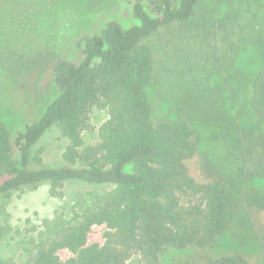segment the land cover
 Listing matches in <instances>:
<instances>
[{
	"label": "trees",
	"instance_id": "1",
	"mask_svg": "<svg viewBox=\"0 0 264 264\" xmlns=\"http://www.w3.org/2000/svg\"><path fill=\"white\" fill-rule=\"evenodd\" d=\"M20 1L0 0V19ZM124 1L134 23L109 19L98 31L78 34L77 61L52 56L49 71L58 93L39 115L15 130L0 120V264H127L133 258L135 264H162L166 249L183 252L174 264H253L240 250H207L232 224L238 199L221 175L193 170L198 143L191 120L154 121L147 93L154 43H206L211 9L220 0ZM241 1L244 10L264 17V0ZM250 42L261 46L262 63L247 73L251 115L239 131L245 173L263 182L248 186L242 202L264 218V30ZM232 45L238 48L236 39ZM204 48L215 51L210 44ZM236 53L229 54L230 72ZM91 107L107 117L97 142L88 145L81 131ZM54 140L64 145L63 162L52 165L43 152ZM41 182L58 198L65 183L89 188L38 225L12 226L5 198ZM93 226L103 227L102 241H88Z\"/></svg>",
	"mask_w": 264,
	"mask_h": 264
},
{
	"label": "rangeland",
	"instance_id": "2",
	"mask_svg": "<svg viewBox=\"0 0 264 264\" xmlns=\"http://www.w3.org/2000/svg\"><path fill=\"white\" fill-rule=\"evenodd\" d=\"M14 4L15 9L6 13L10 15L0 19V120L11 130L39 115L57 95L48 64L53 55L77 61L74 40L78 34L98 31L109 19L124 26L135 22L131 5L124 0H21ZM245 5L241 0L214 4L206 43L195 38L178 43L175 38V44H166L165 39L156 41L154 76L147 93L154 121L177 117L191 120L198 143L193 170L200 176L203 172L221 175L238 199L232 224L207 250H240L253 264H264V218L242 202L243 191L250 185L259 187L263 181L250 180L245 173L239 131L251 115L247 73L262 63L261 46L253 45L250 36L264 30V17L260 11L252 14V8L244 10ZM235 7L240 9H236L237 16ZM233 31L236 34H230ZM234 38L238 48L231 46ZM209 44L215 51L208 54L204 47ZM234 48L237 53L230 72L228 58ZM234 71L238 73L231 77ZM106 117L101 108L88 110L81 131L84 144L97 142L98 127ZM63 146L60 140L47 142L43 161L62 163ZM88 188L77 182L65 183L61 198L49 193L47 182L14 191L5 198L9 223L23 230L38 225L75 192ZM102 232V226H93L88 241H102ZM182 254L166 249L161 262L174 264ZM135 262L133 258L127 264Z\"/></svg>",
	"mask_w": 264,
	"mask_h": 264
}]
</instances>
